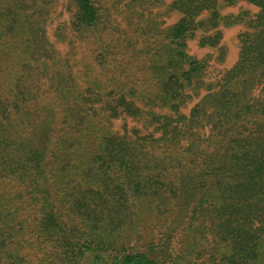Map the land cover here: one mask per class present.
Returning <instances> with one entry per match:
<instances>
[{
    "label": "trees",
    "instance_id": "obj_1",
    "mask_svg": "<svg viewBox=\"0 0 264 264\" xmlns=\"http://www.w3.org/2000/svg\"><path fill=\"white\" fill-rule=\"evenodd\" d=\"M239 1L0 0V264H264V0L189 48Z\"/></svg>",
    "mask_w": 264,
    "mask_h": 264
},
{
    "label": "rangeland",
    "instance_id": "obj_2",
    "mask_svg": "<svg viewBox=\"0 0 264 264\" xmlns=\"http://www.w3.org/2000/svg\"><path fill=\"white\" fill-rule=\"evenodd\" d=\"M172 0H165V4L161 6H157L155 8L156 11L161 12L162 14L165 13L166 6L170 4ZM221 12L223 14H240V19L238 22H234V18L229 16L226 20H232L231 23L228 25H225L224 23L221 24L220 29L222 30L223 36L220 44V48H210V47H200L197 44L196 40H193L189 43L190 51L197 55L199 58H209V66L207 68V74L204 76L203 81L207 83H216L219 78L222 76V73L232 67L239 55V49H240V43L238 36L239 34L246 29V22L248 20V16H251L258 12V8L254 6L253 4L248 3L245 0H240L236 5L234 6H222ZM69 15V11L65 13V15L62 17L67 18ZM164 19L167 20L168 23H173L178 20L179 15L177 13L172 14L170 17L166 14L163 15ZM162 17V18H163ZM61 18V19H62ZM226 23V22H225ZM59 47L66 49L68 47L67 41L59 42ZM77 47H78V53L77 56H79V59L86 58L91 59V46L87 44L86 42H82L80 40L77 41ZM224 53L223 60H220V54ZM90 62L95 65V61L90 60ZM206 91L202 88V91L200 92V96L196 97L192 102H190L185 109V111H188L191 106L197 102L200 97L205 94ZM115 127L118 129H138L141 133L147 132L153 130V127H145L144 123L142 121L134 120L130 117H120L114 120Z\"/></svg>",
    "mask_w": 264,
    "mask_h": 264
}]
</instances>
